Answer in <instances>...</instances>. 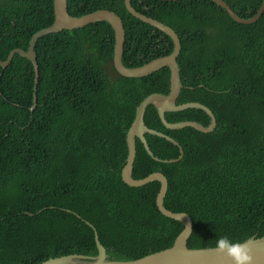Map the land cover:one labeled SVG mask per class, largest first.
Here are the masks:
<instances>
[{
    "label": "trees",
    "instance_id": "trees-1",
    "mask_svg": "<svg viewBox=\"0 0 264 264\" xmlns=\"http://www.w3.org/2000/svg\"><path fill=\"white\" fill-rule=\"evenodd\" d=\"M226 1L248 18L263 0ZM132 5L181 38L183 89L177 104L201 102L217 119L210 133L168 129L150 105L146 124L179 141L184 155L170 162L179 158V147L147 133L161 160L137 138L134 178L156 171L166 175L165 206L193 220L190 248L214 247L222 235L264 236V14L240 24L211 0H133ZM99 9L124 20L125 66L173 51L172 38L134 17L125 0H68L73 16ZM54 20V0H0L1 58L14 48L27 50L34 33ZM114 46L115 31L107 21L40 38L34 111L33 63L16 54L8 67L0 66V264L97 255L93 228L64 209L93 223L109 259L134 260L172 247L184 229L159 211V181L132 187L122 179L137 106L151 93L170 92V69L132 78L113 65L111 75L107 66L113 64ZM166 117L211 122L196 108Z\"/></svg>",
    "mask_w": 264,
    "mask_h": 264
},
{
    "label": "water",
    "instance_id": "water-1",
    "mask_svg": "<svg viewBox=\"0 0 264 264\" xmlns=\"http://www.w3.org/2000/svg\"><path fill=\"white\" fill-rule=\"evenodd\" d=\"M132 1L133 0H125V5L127 10L134 17L165 32L168 36L172 38L174 43V49L170 54L152 59L151 61L141 66L127 67L124 65L122 60L125 51L126 30L124 20L119 14L110 9H99L94 12L84 14L82 16H73L69 13L68 10V0H54L55 20L53 24L48 27H44L34 33V35L30 39L29 47L27 50L22 48H14L13 50H11L6 60H3L0 56V66L3 68L8 67L16 54L27 58L33 63L35 70V83L33 93V105L31 110L34 111L38 103L37 88L40 79V67L38 64V54L36 51V45L39 39L48 34L58 33L62 30H74L78 28H83L95 22L107 21L112 25L115 31L113 65L119 74L125 77L141 78L151 75L165 67H168L171 73L170 92L168 94L159 92L151 93L146 96L137 106L135 119L127 133V145L129 153L126 159V164L124 165L122 170V179L126 184L132 187H140L154 181H159L161 183V187L156 199L159 211L169 218L182 222L184 224V229L178 235L172 247L148 254L146 256L134 260L109 259L107 248L102 244L99 232L97 231L93 223L82 218L80 214L71 209H64L70 213L75 214L86 224L93 228L98 254H69L49 258L37 264H230L228 260H226L214 250V247L190 248L188 246V240L193 233V220L187 212H175L165 206L164 202L169 187V181L163 172L156 171L140 179L134 178L133 176L134 163L137 156V138L141 139L146 150L152 157L156 158L157 160H161L160 158L154 155V152L152 151L149 142L146 138L147 133L165 138L179 147L181 152L179 158L172 159L170 160V162L179 161L183 158L184 155V149L179 143V141L164 132L150 128L146 124L145 115L147 112V108L150 105H154L158 109L161 121L168 129H182L185 127H194L202 132L210 133L214 131L217 127V119L213 111L207 105L201 102L191 101L177 104V100L183 89L181 68L178 63V58L180 56L182 48L181 38L171 26L138 11L132 5ZM211 1L225 9L229 13L231 18L240 24H252L258 21L264 14V0L262 1V4L260 5L258 11L253 16L248 18L241 17L229 5L226 0ZM188 108L201 109L207 112L211 118L210 124L208 126H204L193 120L170 122L166 117L167 112L180 111ZM248 240L253 250L254 264H264V236H252L248 238Z\"/></svg>",
    "mask_w": 264,
    "mask_h": 264
},
{
    "label": "clouds",
    "instance_id": "clouds-1",
    "mask_svg": "<svg viewBox=\"0 0 264 264\" xmlns=\"http://www.w3.org/2000/svg\"><path fill=\"white\" fill-rule=\"evenodd\" d=\"M214 250L230 264H254V255L248 239L233 240L228 235L217 237Z\"/></svg>",
    "mask_w": 264,
    "mask_h": 264
},
{
    "label": "rangeland",
    "instance_id": "rangeland-1",
    "mask_svg": "<svg viewBox=\"0 0 264 264\" xmlns=\"http://www.w3.org/2000/svg\"><path fill=\"white\" fill-rule=\"evenodd\" d=\"M107 70L111 75L114 74L113 64L111 62L108 64Z\"/></svg>",
    "mask_w": 264,
    "mask_h": 264
}]
</instances>
